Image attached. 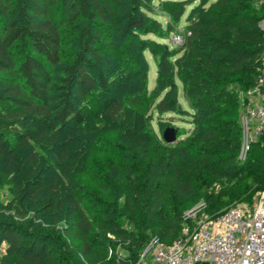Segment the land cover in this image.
Returning a JSON list of instances; mask_svg holds the SVG:
<instances>
[{
    "label": "trees",
    "instance_id": "16d2710c",
    "mask_svg": "<svg viewBox=\"0 0 264 264\" xmlns=\"http://www.w3.org/2000/svg\"><path fill=\"white\" fill-rule=\"evenodd\" d=\"M195 1L191 34L167 45L146 36L172 38L184 1L163 0L172 16L163 26L152 0H0V264H142L152 241L183 234L214 170L242 189L206 203L209 215L264 190V137L239 157V93L263 65L264 0ZM177 79L191 113L179 107ZM167 113L191 116V134L177 127L167 144ZM101 135L124 160L110 169L92 159L108 143Z\"/></svg>",
    "mask_w": 264,
    "mask_h": 264
},
{
    "label": "built area",
    "instance_id": "2783aa9c",
    "mask_svg": "<svg viewBox=\"0 0 264 264\" xmlns=\"http://www.w3.org/2000/svg\"><path fill=\"white\" fill-rule=\"evenodd\" d=\"M188 31L173 34L181 45ZM243 105L240 119L244 159L254 141L264 137V59L257 81L240 91ZM183 234L172 244L154 240V264H264V190L251 207H232L209 215L201 208L185 212Z\"/></svg>",
    "mask_w": 264,
    "mask_h": 264
},
{
    "label": "rangeland",
    "instance_id": "374dc122",
    "mask_svg": "<svg viewBox=\"0 0 264 264\" xmlns=\"http://www.w3.org/2000/svg\"><path fill=\"white\" fill-rule=\"evenodd\" d=\"M175 1H184L185 2L184 14H183L181 20L179 21V27H178L179 31L184 32L185 28L187 27V17L189 16L191 9L194 8L196 5H198L199 2L195 1V0H175ZM212 1H216V0H212ZM162 4H163V0H152L153 13H150V15L157 18L158 21H160L163 26H166L167 23L170 21V18L172 16L170 15V12L168 10H166L165 6ZM257 26L261 31L264 32V18L258 22ZM175 28H177V26L174 27V30H175ZM74 35L75 34L73 32H70L69 34H67L65 36V40L68 41L69 39H72L74 37ZM146 37H150L151 39H154L156 41H159V42L167 44V45L173 44V35H172V38L171 37L170 38H158V36L156 34H150ZM68 43H69V41H68ZM71 45H72V43H71ZM68 50L71 51V48H67V51ZM110 53L112 55L111 58H113L115 61L119 60L120 65L123 66V60L122 59H124L123 57H125V56H120L119 55L120 52H116V51H113ZM145 59H146L147 64H148L147 86H148L149 92H151L154 89V87L156 86V79L158 76V74H157V58L151 52L148 51L145 53ZM262 59H264V52L262 53ZM178 90H179V104H180L179 107H180V109H183L184 111H187L188 113H191L192 109L190 107V104H189L186 96H185L183 85L179 80H178ZM159 120L160 119L156 114L155 119L152 123V129L158 135H160V130H159V126H158ZM163 121L168 122V123H172L176 127H178L180 130V133H182L181 138H186L187 136H189L191 134L192 129H193V125L191 122V116H189V115L183 116L180 114L167 113V114L163 115ZM100 139H102L105 143L106 142H108V143L107 144L104 143L105 146H101L100 148H98L93 153L92 159L97 161V162H95V164H98L99 162H108V164L110 166L109 169H110L111 166L116 165V163H118V164L122 163V161H124L123 158L121 156H119V154L116 152V150L112 144V140L114 139V137L109 136V135H101ZM93 160L91 161L90 167H89V169H91V170H94L97 168V166L93 163ZM50 165L52 167V170H55L56 166L52 161L50 162ZM88 186L90 188L96 189V186H94V185L88 184ZM241 189H242L241 183H239L238 181L223 179L222 177L219 178V176L216 174V171L214 170V181L210 185V187L207 189V193L204 194V198L201 195H200L202 197L201 199L200 198L197 199L198 197L194 196L196 198L195 203L190 204L187 207L188 210H186L185 212L192 210V209H195V208H201V207L204 211V209L206 207V203H208V205L210 206L211 203L214 202V207H217L218 205H220L219 199H221L222 196L225 195V196L233 197L234 195H236V192H240ZM260 192H258L255 195L252 204L244 203L242 201V197H240L237 200H235V199L229 200L227 206L231 205L233 207H244V206L251 207L255 203L256 198L258 197ZM3 193H4L3 194L4 196H7L6 188L3 189ZM208 196L210 198L208 200H206V198ZM152 242L150 243L149 247L144 251L139 263L142 262V264H154L155 252L153 251L154 247L151 246Z\"/></svg>",
    "mask_w": 264,
    "mask_h": 264
},
{
    "label": "water",
    "instance_id": "95a60500",
    "mask_svg": "<svg viewBox=\"0 0 264 264\" xmlns=\"http://www.w3.org/2000/svg\"><path fill=\"white\" fill-rule=\"evenodd\" d=\"M163 140L167 143V144H172L177 142L178 140V128L172 124L169 123L168 126L166 127V129L163 131Z\"/></svg>",
    "mask_w": 264,
    "mask_h": 264
}]
</instances>
